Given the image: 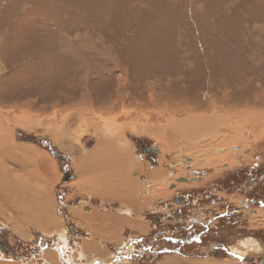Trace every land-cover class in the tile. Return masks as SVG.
Returning <instances> with one entry per match:
<instances>
[{
  "label": "rangeland",
  "instance_id": "374dc122",
  "mask_svg": "<svg viewBox=\"0 0 264 264\" xmlns=\"http://www.w3.org/2000/svg\"><path fill=\"white\" fill-rule=\"evenodd\" d=\"M214 112L241 124L175 138L173 118ZM0 117L51 176L36 180L48 221L25 222L0 200V234L13 249H0V264L264 262V181L243 190L253 164L264 167V0H0ZM105 142L138 164L123 156L114 168L132 179L127 187L138 184L136 210L82 186L88 158L109 161ZM147 145L160 152L148 158ZM178 193L182 224L169 212ZM195 221L200 243L165 239ZM93 238L97 247L84 250Z\"/></svg>",
  "mask_w": 264,
  "mask_h": 264
},
{
  "label": "bare ground",
  "instance_id": "6f19581e",
  "mask_svg": "<svg viewBox=\"0 0 264 264\" xmlns=\"http://www.w3.org/2000/svg\"><path fill=\"white\" fill-rule=\"evenodd\" d=\"M172 120L170 121V126L174 127L175 138H180V137L181 138L182 137L198 138L200 135L204 133V131H206L204 134H208L212 130L215 133L216 127L226 126V125L230 126V125H234V123H235V126L241 124V122L238 119L234 121L232 120L230 115L223 116V115H219L218 112H214L212 113V115H204V114L192 115V116L186 117V119L184 120H177L175 118H173ZM146 131H149L150 133H153V134L154 133L160 134V129L158 127H149L148 129H146ZM113 142L112 143L105 142L103 144V147L105 146L106 151L108 149L113 150L111 153H109V155H107V156L111 155L110 158L112 159L109 158V161L107 160L106 162H100L97 160L96 157H99L101 153L97 154L96 152L95 154L92 155L93 156L92 159L91 158L87 159V164L84 165V171H82L83 167L80 166V169H79L80 177L84 176L82 186L83 184H86L83 186L84 188L86 186V188L94 191L97 196H100V197L102 196L105 198L107 197L106 199L110 201L114 199L113 197H115L116 195H117V198L120 196L121 198L120 197L119 198L125 200L127 203L128 201L126 199L134 200V204H132L131 206L134 207L132 208L133 210H136L138 200L141 204L140 207L143 205V202H141V200L136 197V188L138 187V184L136 183L135 189L133 187L131 188L130 186L127 187L128 186L127 184H129L132 181V179L128 178V176H126L124 171L116 170L114 172V168L116 167L118 168L120 165L121 166L123 165L125 161L122 158L123 156L128 157L129 162L127 164L129 165L130 168H133V167L137 168L138 164L135 163L131 159L130 151L128 149L127 150L118 149V152L114 150V148L118 146H115ZM19 150H23V152L20 153L18 152ZM155 151H158V150L155 149ZM114 153H121V154L118 157L114 158ZM30 159L35 164V166L31 168L32 170L27 167V161H30ZM46 161L47 160H45L44 156L39 151H36L35 149L31 147L24 148L14 143L12 134L8 130H4V118L0 117V200L3 206H4V203L5 204L8 203L13 208L15 207L14 212L18 213L17 216L20 218H23V221L25 222H28L29 220L48 221L49 219L45 215L44 212L39 210L41 209V205L44 204V202L38 201V199L35 197L36 193H39L41 190V189L40 190L38 189V185H36V180H41L43 182H46L51 177L50 172L48 170L49 164H47ZM12 164L14 165L11 166ZM139 166L144 167L143 165H139ZM150 169L151 168L149 167L148 168L144 167L143 171L146 172L149 176H154L155 173L153 171L151 172V170L153 169L151 170ZM110 170H111V173H109ZM95 177L98 178L99 180L93 181V178ZM48 183L49 182L45 184H48ZM45 186L48 187V185H45ZM45 190H42V191H45ZM131 191H133V193ZM9 195L11 196V199L8 198ZM22 197H25V198L30 197L28 199L31 200L32 206L36 209V211L39 208L38 211L35 213L33 209L31 213V210H29L30 208L29 209H25L24 207L22 208L20 205ZM93 214L95 216L96 213H92V215ZM127 221H129L128 218L124 220L121 223V225L124 223H127ZM118 227L121 228L120 226ZM113 228H117V227L113 226ZM105 235L106 234L102 233V237L104 238V241L106 243L107 235L106 236ZM102 237L100 241L102 240ZM91 240H92L91 245H88L87 242L84 243V248L82 247L84 250L85 249L91 250L97 247V242H96L97 239L95 240V238H93ZM0 248L3 252L7 251L6 246L2 244L1 242H0ZM79 250L80 249H78V251ZM98 252L106 253L105 250L103 249ZM48 254L51 255L50 253ZM80 254L82 253L80 252ZM171 259H170V263L168 264H183L182 263L183 259L181 258L171 257ZM88 262L91 263L90 260ZM191 262H188L185 264H192Z\"/></svg>",
  "mask_w": 264,
  "mask_h": 264
},
{
  "label": "flooded vegetation",
  "instance_id": "af4514ba",
  "mask_svg": "<svg viewBox=\"0 0 264 264\" xmlns=\"http://www.w3.org/2000/svg\"><path fill=\"white\" fill-rule=\"evenodd\" d=\"M142 150L145 153H147L148 158H149V156L151 154L155 155V153H156L155 149L153 148V146H150V145L149 146L147 145L146 147H143ZM153 161L156 162V159L153 160ZM253 168H254L255 175L249 177V185H250V187L244 186L243 190H245V191L250 190V189L254 190L255 188H257V186L260 185V183H262L264 181V167L260 168V164L254 163L253 164ZM196 180H198V179H196ZM227 180H228V178H227ZM224 181H226V180H224ZM218 182H220V181H218ZM214 183L215 182H213L212 184H214ZM175 186H177V185L172 186L173 190L177 189V187H175ZM213 187L215 189L220 188V187L224 188L225 185L218 183V184H215V186H213ZM176 195L177 196L173 197V199H172L173 201L170 202V204H169V206H170L169 212L171 213V217L174 219V220L173 219H170V220L171 221L173 220L174 221L173 223L176 222L175 224H182V223H184V221H183V217L184 216H183V209L182 208H183V206L186 205V201L187 200L180 193H178ZM207 199H209V198H207ZM241 200H243L242 202H244L245 201V197L241 198ZM251 200L254 203H256L258 201L259 205H261L262 208L264 207V198L259 197L257 199V201H256V199H251ZM198 202H200V200ZM248 202H250V201H248ZM243 204L246 205L244 207H246L247 210L250 209L251 202H250V205H248V203L246 201ZM175 206H177V207H175ZM174 210H176V211H174ZM252 210H254V209L252 208ZM225 211L226 210H222L221 213H223ZM189 224L190 225H182L181 228H180L179 225L176 228L174 227V225H172L171 227H169V229L173 228L174 230L169 235L165 234V239L167 241H169V242L174 243V245H176L178 248L183 243H200L202 241V239L199 238V233L195 234L197 229L194 228V225L196 227H197V225H198V227H200L199 221H195L194 223H189ZM191 231H192V233H189ZM0 242L6 246V250H7L6 253L11 252V251L13 252V249L6 245V242H5V240H4V238H3V236L1 234H0ZM261 264H264V262L261 263Z\"/></svg>",
  "mask_w": 264,
  "mask_h": 264
},
{
  "label": "crops",
  "instance_id": "0c3cea01",
  "mask_svg": "<svg viewBox=\"0 0 264 264\" xmlns=\"http://www.w3.org/2000/svg\"><path fill=\"white\" fill-rule=\"evenodd\" d=\"M114 254V253H113ZM113 254H112V261H115L113 260ZM75 255V254H74ZM79 255H75V259L78 257ZM83 261V260H82ZM73 262H76V261H73ZM82 263V262H81Z\"/></svg>",
  "mask_w": 264,
  "mask_h": 264
},
{
  "label": "water",
  "instance_id": "95a60500",
  "mask_svg": "<svg viewBox=\"0 0 264 264\" xmlns=\"http://www.w3.org/2000/svg\"><path fill=\"white\" fill-rule=\"evenodd\" d=\"M158 152H160V151L158 150Z\"/></svg>",
  "mask_w": 264,
  "mask_h": 264
}]
</instances>
